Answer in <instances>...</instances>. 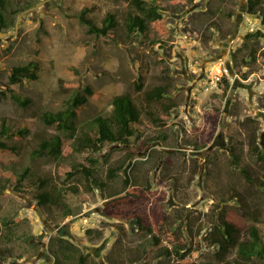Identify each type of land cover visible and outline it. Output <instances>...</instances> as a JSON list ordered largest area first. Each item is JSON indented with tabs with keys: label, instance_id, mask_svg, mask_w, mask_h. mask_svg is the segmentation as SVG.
<instances>
[{
	"label": "rangeland",
	"instance_id": "obj_1",
	"mask_svg": "<svg viewBox=\"0 0 264 264\" xmlns=\"http://www.w3.org/2000/svg\"><path fill=\"white\" fill-rule=\"evenodd\" d=\"M7 2L13 23L8 18L12 24L0 36V90L13 87L29 104L0 95V121L5 117L11 129L23 124L30 132L18 140L19 153L4 158L21 171L28 166L34 176L50 177L57 186L78 185L80 192L65 195L71 207L66 215L62 207L37 205L32 177L23 180L29 194L6 184L0 191V252L7 258L1 264H51L48 243L55 234L88 253L89 264L178 263L173 255L156 256L161 244L192 245L198 247L195 260L225 263L237 257V245L219 256V248L207 239L221 208L237 228V242L251 239L249 227L255 225L264 245V185H251L240 170L264 181V155L251 148L254 142L264 149V22L259 13L243 10L245 0H144L145 6L160 5L168 28L160 34L151 25L148 37L127 35V16L139 13L132 0ZM84 6L97 25L106 13L116 15L114 38L88 32L79 20ZM252 25L263 36L247 40L245 34L256 30H250ZM252 47L255 60L249 55ZM29 60L39 64V78L11 84L12 67ZM137 76L144 88L170 85L169 95L178 105L167 116L159 113L166 125L144 118L143 135L131 137L128 144L105 142L93 155L75 153L60 162L32 155L41 137L59 133L72 140L70 130L61 132L44 122L45 112L64 108L89 86L93 94L87 108L75 118L79 128L87 127L95 116L111 112L114 95L128 91L139 101L133 83ZM163 130L165 136H159ZM196 143L205 148L196 149ZM231 150L239 155L238 164ZM90 156L103 180L125 159L126 164L104 189L97 185L85 192V180L67 177L63 170L76 161L89 165ZM130 161L128 193L124 168ZM115 192L124 196L111 202L109 195ZM134 215L143 217L152 231L140 229ZM152 233L161 237L160 244H149ZM142 248L148 252L140 259ZM259 261L264 264V257Z\"/></svg>",
	"mask_w": 264,
	"mask_h": 264
},
{
	"label": "trees",
	"instance_id": "obj_2",
	"mask_svg": "<svg viewBox=\"0 0 264 264\" xmlns=\"http://www.w3.org/2000/svg\"><path fill=\"white\" fill-rule=\"evenodd\" d=\"M139 13H130L127 16L125 28L127 35L132 33H140L142 35L150 36L149 27L152 25L154 29L160 33L165 34L168 31L166 26V19L158 4L144 5V0H132ZM264 0H247V12L250 14L259 13L264 22ZM7 0H0V32L5 31L13 19L9 18L7 11ZM261 9H263L261 11ZM88 7L84 6L79 12V20L88 26V32L95 35H104L114 38L116 32L115 28L118 25L116 15L113 13H106L102 20L101 25H97L90 17L87 16ZM230 15L232 13H229ZM12 23L9 22V19ZM263 36L260 29L254 32L245 34L247 40L259 38ZM37 42L40 40L37 39ZM154 40V43L164 44L163 41ZM35 52H39L36 49ZM250 56L255 60L257 59L256 50L254 47L250 49ZM236 56V51L233 53V58ZM39 64L33 60H29L25 64H19L12 67V72L9 75V82L17 84L24 79L36 80L39 78ZM134 88L139 93V101L135 96L128 92H122L114 95L112 98V110L108 115H97L91 120V124L87 127L79 128L76 125L75 118L81 114L86 108L90 94H93L91 87H85L84 92H76L71 98L70 102L57 111H47L43 115V120L47 125H54L58 131L65 132L70 130V139L66 138L59 133L53 134L50 138L41 137L38 142V147L32 151V155L38 154L40 156H51L57 162L65 160V158L72 157L75 153H82L89 151L91 155L101 150L105 142L128 144L130 138L133 136L139 137L143 135L146 129L144 118L149 119L152 123L160 127L166 125V117L159 115L162 112L165 116L169 115L171 110L174 109L178 102L170 97L168 83L157 84L149 88L143 87V82L140 76L135 77L133 80ZM1 96L9 95L17 103L26 106L29 100L24 95H20L13 87H5L0 90ZM30 132V128L26 125L19 124L17 127L11 129L8 120L3 117L0 121V191L6 184L11 183L13 190L19 194H29L30 191L24 189V179L29 176L32 181L29 184L33 186L34 190L32 195L41 209H53V207H62L63 213L66 215L71 213V207L65 201L67 193H79L80 187L75 184L64 186H57L52 182L48 176H34L32 172H28L29 167H25L23 171L20 170L13 163L5 160L6 155L19 153L20 145L18 140L23 139ZM165 136V130L159 133V136ZM4 137H13L14 141L8 142ZM159 138V137H158ZM196 149L205 148L204 144H195ZM252 151L258 154L259 157L264 155V149L259 147L257 143H251ZM130 153V155H132ZM232 161L236 164L239 163V155L231 150ZM128 157V156H127ZM60 160V161H59ZM90 162L86 165L83 162H71L67 169L63 172L67 177L80 175L84 180V191L90 192L94 186H99L104 189L107 180L115 176V172L124 167L126 159L120 165L110 169V174L107 180L99 177L97 167L93 164L96 159L93 156L88 157ZM133 162L130 161L128 166L124 168L125 178L124 185L130 189L132 184V177L130 170ZM243 177L251 185L260 187L264 185V181H258L251 178L246 168L241 169ZM31 180V179H30ZM51 186V187H50ZM129 193V192H128ZM135 194L140 195L138 191ZM124 194L115 192L110 194L111 202L122 200ZM1 197V196H0ZM1 206V204H0ZM216 206H218L216 204ZM118 216V215H116ZM135 221L142 230L152 231V227L144 223L143 217L134 215ZM219 222L213 225L207 239L209 245H214L219 248L217 252L219 256L228 252L233 245H237V257L225 263H212V264H260L259 258L264 257V245L262 243L259 230L255 225L249 227V234L251 239L248 241L237 242V228L234 223L227 220L226 210L221 208L218 212ZM87 232L93 229H86ZM161 242V237L156 233L151 234L149 244L158 245ZM50 252L53 258L51 264H89L88 253L79 251L80 249L76 244L67 238L60 235H51L49 237ZM156 251V256H175L178 259L176 264H209L201 263L195 260L198 254V247L193 248L192 245L185 246V244L174 245L172 248L169 245H159ZM147 248H142V258L147 253ZM7 255L0 252V264L5 262Z\"/></svg>",
	"mask_w": 264,
	"mask_h": 264
},
{
	"label": "flooded vegetation",
	"instance_id": "obj_3",
	"mask_svg": "<svg viewBox=\"0 0 264 264\" xmlns=\"http://www.w3.org/2000/svg\"><path fill=\"white\" fill-rule=\"evenodd\" d=\"M243 7V10H246L247 11V0H245L244 4L242 5Z\"/></svg>",
	"mask_w": 264,
	"mask_h": 264
},
{
	"label": "built area",
	"instance_id": "obj_4",
	"mask_svg": "<svg viewBox=\"0 0 264 264\" xmlns=\"http://www.w3.org/2000/svg\"><path fill=\"white\" fill-rule=\"evenodd\" d=\"M256 29V27L254 26V25H252L251 27H250V30L251 31H253V30H255Z\"/></svg>",
	"mask_w": 264,
	"mask_h": 264
},
{
	"label": "water",
	"instance_id": "obj_5",
	"mask_svg": "<svg viewBox=\"0 0 264 264\" xmlns=\"http://www.w3.org/2000/svg\"><path fill=\"white\" fill-rule=\"evenodd\" d=\"M16 25H17V22H16ZM4 34V32H0V36H2Z\"/></svg>",
	"mask_w": 264,
	"mask_h": 264
}]
</instances>
